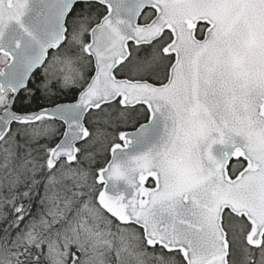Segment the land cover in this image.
<instances>
[{"label":"snow or ice","instance_id":"obj_1","mask_svg":"<svg viewBox=\"0 0 264 264\" xmlns=\"http://www.w3.org/2000/svg\"><path fill=\"white\" fill-rule=\"evenodd\" d=\"M0 264H264V0H0Z\"/></svg>","mask_w":264,"mask_h":264}]
</instances>
